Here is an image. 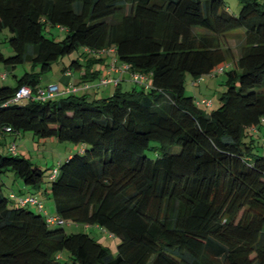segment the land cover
<instances>
[{
    "label": "trees",
    "instance_id": "trees-1",
    "mask_svg": "<svg viewBox=\"0 0 264 264\" xmlns=\"http://www.w3.org/2000/svg\"><path fill=\"white\" fill-rule=\"evenodd\" d=\"M240 1L235 14L225 0H0V33L13 50L0 48V63L30 66L15 85L0 84V134L81 144L49 175L53 215L120 239L113 256L90 233L51 229L43 202L40 210L6 194L7 170L30 190L45 176L8 148L0 150V264H61L64 250L69 264H264V0ZM48 26L66 35L47 36ZM239 34V56L223 67L224 42ZM111 48L129 65L130 90L119 79L109 96L14 99L77 51L66 68L77 85H96ZM219 66L226 89L207 111L186 95L185 77Z\"/></svg>",
    "mask_w": 264,
    "mask_h": 264
},
{
    "label": "rangeland",
    "instance_id": "rangeland-1",
    "mask_svg": "<svg viewBox=\"0 0 264 264\" xmlns=\"http://www.w3.org/2000/svg\"><path fill=\"white\" fill-rule=\"evenodd\" d=\"M226 5L230 12L238 14L241 9V1L240 0H225ZM7 34V33H6ZM47 36L54 37L56 40L62 39L66 35V30L60 27L48 26ZM5 33H0V48L4 52L5 55H10L13 53L12 48L9 46L7 42L4 41ZM243 43V35H232L229 36L228 40H225L224 47H229L231 54L227 57L226 62H224L223 67L229 65L234 66V61L239 56L240 45ZM79 55V52H74L69 56L64 57L59 62L53 64L52 68L45 72L42 76V80H51L57 79L63 74L64 66H69L71 61ZM99 66H103L100 64ZM221 67V66H219ZM219 67L215 70L214 73L204 75L200 77L197 81H194L193 77L189 74H186L185 77V93L188 96H193L194 99H203L210 101L209 105L202 104L201 107L206 109L207 111H212L218 108L221 104L220 96L223 91H225L226 86L224 84L226 75L219 71ZM30 70V66H18L15 70H11L6 65L0 63V84L1 85H15L16 80L14 74H22L24 70ZM3 72L5 76H3ZM133 84L129 82L124 85L125 89L130 90ZM29 101V97H24L18 101V104H24ZM10 134V133H9ZM15 142L17 145V153L27 157L33 163V165L41 168L44 171V183L42 189H32V193L38 196V199L43 202L45 208L48 211H53L54 203L50 196V179L49 175L52 171L59 167L61 163L65 162L68 158L69 154H73L80 149L81 144H76L71 141H60L54 137L41 138L34 135L31 131L21 132L17 135H9L7 137V141H4L2 137H0V150L2 152H8V148L10 145ZM175 152H179L180 147L175 146ZM147 154H151V151H146ZM4 182L3 190L6 194L10 192H15L17 196L22 195L23 197L27 194H30L28 189H23V187H27L24 184L22 178H19L14 171L7 170L3 175L2 179ZM44 187H46V191H44ZM36 209L35 207H33ZM45 213L43 211V215H53L54 213L48 212ZM51 229L63 228L67 233H75V232H87L96 238L97 241L102 243L103 245L109 248L111 255L116 256L117 254V246L120 239L107 232L103 228L97 225H86L83 223H75L72 221H65L64 224H49ZM61 264H69L68 261V251L64 250L59 253Z\"/></svg>",
    "mask_w": 264,
    "mask_h": 264
},
{
    "label": "built area",
    "instance_id": "built-area-1",
    "mask_svg": "<svg viewBox=\"0 0 264 264\" xmlns=\"http://www.w3.org/2000/svg\"><path fill=\"white\" fill-rule=\"evenodd\" d=\"M110 51H114L113 48L110 49ZM129 65L128 64H121L120 66H117L116 61H114L111 64V67L109 70H114L118 69L119 71H128ZM223 67L219 68V71H222ZM68 75H71L72 72L69 70L67 71ZM131 77L133 78L134 81L139 82V83H145L147 80V77L145 74L136 72L131 74ZM119 78H113V77H108V76H103L101 77L98 82L96 83L97 86H107L111 84H116L118 82ZM92 85L87 83V84H82V85H69L66 88H61L59 83L57 82H49L46 84H40L36 87V89H33L32 87L28 85L22 86L15 94V100H20L24 97H34L38 100H48V99H54L57 98L61 95L68 94V93H73V92H79V91H86L89 89ZM198 104H204V105H209L210 101L206 100L205 98L200 99L197 101ZM4 130L10 131V127H4ZM9 150L11 152H16L17 150V145L15 142H13ZM23 202H30L34 205H36L40 210H43V204L41 201H39L36 197L29 195L25 196L23 199ZM46 220L49 223H58V224H64L65 220L61 218L58 215H48L46 216Z\"/></svg>",
    "mask_w": 264,
    "mask_h": 264
},
{
    "label": "crops",
    "instance_id": "crops-1",
    "mask_svg": "<svg viewBox=\"0 0 264 264\" xmlns=\"http://www.w3.org/2000/svg\"><path fill=\"white\" fill-rule=\"evenodd\" d=\"M60 28H62V27H60ZM105 55L104 56L106 57V61H105L104 65L103 66L98 65L96 67V68H99L101 70L100 78L103 76L119 78L120 84L122 85L123 88H124V85L128 84L129 82H131L133 84V82L131 81V78H130V73L128 71H119L118 69L109 70L111 67V64L114 61H116L117 66L121 65V63L115 59L116 55H115L114 51H109V53H107ZM69 70L72 71L71 75L67 74V71H69ZM3 76H5L4 72H3ZM97 81H96V83H97ZM49 82H57V83H59V85L63 89V88L68 87L69 85H77L80 82V79H79V76L76 74V72L73 71V69L66 68V66H64L63 74L59 78L51 79V80H45V81L42 80V84H46ZM115 87H116V84H111V85H107V86L93 85L89 90L84 91V93L88 91V93H90L92 96H96V97L97 96H109L113 93ZM9 135L12 136L14 134H11V133L10 134L9 133L0 134V137H2L4 141H7V137ZM23 189H28L29 193H32L31 192L32 190H30L29 187L28 188L23 187ZM50 211H48V212H50ZM51 213H54V212L51 211ZM55 213H56V211H55Z\"/></svg>",
    "mask_w": 264,
    "mask_h": 264
}]
</instances>
